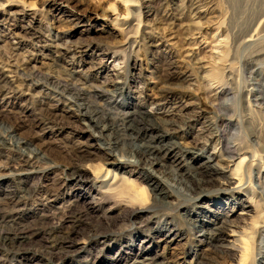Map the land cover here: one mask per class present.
<instances>
[{"label":"rangeland","instance_id":"374dc122","mask_svg":"<svg viewBox=\"0 0 264 264\" xmlns=\"http://www.w3.org/2000/svg\"><path fill=\"white\" fill-rule=\"evenodd\" d=\"M205 1L209 14L195 17L166 0H132V6L120 0H0V85L11 91L9 99L0 95V234L27 239L0 245V264H134L146 252L158 264H238L234 251L217 256L201 240L200 211L227 219L232 229L249 233L245 243L255 242V254L264 251V240L249 238L264 219V0ZM254 31L257 40L242 43ZM115 81L112 103L107 98ZM63 89L82 94L78 103L116 129L122 130L128 104L160 129L177 125V141L194 156L215 151L223 165L229 146L247 153L256 165L240 173L251 211L240 215L232 194L222 197L215 187L202 196L170 189L168 205L143 195L142 211L124 209L117 194L136 188L151 194L149 173L104 165L107 153ZM221 89L225 93L216 95ZM103 90H109L106 99L99 96ZM13 142L38 153L21 178L9 176ZM87 166L114 170L119 179L104 186L105 172L97 181L81 173ZM79 173L84 177L77 180ZM10 191L22 200L10 202ZM61 225L63 233L76 230L75 247H50L53 236L44 230ZM169 229L177 234L172 240ZM140 237L146 243L139 248Z\"/></svg>","mask_w":264,"mask_h":264},{"label":"bare ground","instance_id":"6f19581e","mask_svg":"<svg viewBox=\"0 0 264 264\" xmlns=\"http://www.w3.org/2000/svg\"><path fill=\"white\" fill-rule=\"evenodd\" d=\"M120 1L122 4H125L127 6L134 4L132 3V0H120ZM134 1L135 0H133V2ZM166 2L167 3L169 2L178 3V6L180 8L190 9L191 12H193V16L195 17H200L203 15L209 14V10L211 8L210 5H207L208 3L205 0H166ZM261 21L264 22V17L262 18ZM136 26L138 28V25ZM258 33L259 32L254 31L251 35H247V34L244 35V37L242 38V43L246 44L247 46L250 44H253L258 38ZM1 75H2V72L0 71V76ZM5 78H7V76H5L4 74V77H2L1 80ZM118 78H119L118 75H115V79L118 80ZM3 84H2L3 86L0 85L1 86L0 95H2L3 99H9V95L11 91L6 90L8 89L6 88V85H5L6 83H3ZM118 84H119V81L114 82V85H113L114 89L112 91L113 95L111 93V97L107 98L112 103H114L112 99L115 96L114 91L117 90L116 85ZM56 89L58 88L56 87ZM65 91L66 90L64 89L61 90L62 93L69 95L70 97V98L68 97L69 99H72L73 105H71V107H76V111L78 112L77 116H79V118L84 120L83 124L86 126L87 131L90 132V135L95 139V141L99 144V146H101L102 150H104L107 153L104 165H108L112 168H118L122 165L121 166L122 170L124 169L125 165L127 166L134 165L139 170H146V172L149 173V176H147L148 178L146 179L147 180L146 183H147L148 188H150L151 194L147 193V190L145 188H136V189H132L131 191L122 190L121 192L117 194L118 196L122 197L121 206H123L124 209L125 208L127 209L128 207H131V208L140 207L138 209L139 211H142L140 209L141 208L144 209L143 204H142L143 195H146L147 198L152 200V203L168 205V203L166 202V197H169L170 194L172 193L169 191L170 189L175 194L179 192L181 193L180 189L182 188L183 190L186 191V192L182 191V193H184L185 195L191 194L193 196L194 195L202 196V195H205V192H207V189L211 187H215L216 188L215 191H217L218 194L222 197H225L228 194H232L230 195L232 207L240 209L242 211L240 215H246L247 212L251 211V204H250L251 201L247 200L246 198H243L244 197L243 193H246V191L241 181L243 176H241V173H240L241 170L245 169L248 171V170H251L252 167L256 165V164L254 165L252 158L249 155H247V153H244L241 150H238L237 147L234 145H232L231 147L229 146V148L225 150L226 151L225 158L222 159V162H224L223 165L219 164L218 162L219 160H217L218 156L216 153H214L215 151L208 155L202 153L201 155L196 154V156H194L193 151H191L190 149L187 148V146L185 147L182 145V143H179L177 141V139L180 138L179 133H178L179 127L177 125H174L172 123L171 129L169 130L160 129L158 128L159 126L157 127V125L154 122H152V120L150 121L146 119L145 116H143L140 112H137L136 110L131 109L130 107H127L128 106L127 104L124 106L127 112L123 114L124 117L123 119H121L122 125H123L122 130L118 129V127L116 129L115 127L111 125V123L106 124L104 123L105 121L101 122L102 120L98 119V117L95 118V115H94L95 113L93 114L92 111H89L88 107H86L85 105L81 103H78L82 101V99H80L83 96L82 94L78 92L73 93L72 91H69V92L66 91L67 92L66 93ZM223 93H225V90L221 89V91L219 93H216V95L217 94L221 95ZM108 94H109V90H103L100 92L99 96L106 99L105 95H108ZM109 131H111V133L113 132L116 135V137L113 138L111 137V135L109 136V134H107L109 133ZM23 145L25 144L21 142H13L9 146L11 148H14L12 150L13 152H15V154L11 157L10 161L12 165L15 163L18 164L17 166L10 165L9 176L11 177L21 178L24 175L26 176L25 171H26V168H28L27 165H29L30 160L36 159L38 157V153L34 151L35 149L33 151L30 149L31 150V151L29 150L30 153H26L25 151L21 150ZM2 147L3 145H1V148ZM225 151L223 150V152ZM1 156L2 154L0 152V157ZM252 156H254V154ZM187 158L192 159L191 160L192 162L186 161ZM39 162H40V159H39ZM81 170H82L81 173H88L92 175V178L94 180H97V181H99L102 172L103 173L105 172V176L103 180L99 182L101 184H104V186H108V187L113 186L112 184H114L113 182H115V179L117 178L116 173L113 172L114 170L111 171L105 168L102 171V166H98V167L87 166V167L81 168ZM32 173H36V172L33 171ZM162 173L166 175V178L164 175L162 176ZM242 173H245V172L243 171ZM82 176L83 175L79 173L77 176L78 177L77 180L82 179ZM111 177L113 179L112 183L107 185L108 180ZM260 178L261 177L259 173L256 179L259 181ZM118 179L119 178H117V180ZM207 194H209V192H207ZM7 197L8 199H10V202H14L15 204L20 202V200H22L23 198V196L22 197L18 196L17 192L15 191H10L9 193H7ZM191 199L193 200V198ZM10 212L13 213L12 211ZM133 213L134 212H132V214ZM200 214L204 218V220H202L201 225H200L203 229L200 231L199 236H201V240L205 242V244H207L211 249H213L214 252L213 251L212 252L214 254H217V256L222 257L226 253L234 251V254L232 256H236V258H238V264H264V251H259L257 254H255L257 252L255 250V242L251 241L252 243L251 242L245 243L244 238H246L247 232L245 233L243 230L241 232H238L235 229H232L233 226L230 225V222L227 219H223V218L220 219L219 216L214 211H208V215L206 216L205 214L207 213H205V211H200ZM210 217L214 218L213 221L212 220L210 221L208 219ZM260 219L261 218H259V220ZM258 223H260L261 225L258 224L259 227L257 225L254 226V229L256 230L252 231L253 233L250 235L252 238L249 237L251 240H254L253 237L258 238L260 240H264V219L262 218V220ZM168 228L169 227H167V229ZM251 229L253 230V228ZM63 230L65 231V229L62 228V225L59 227L52 226L49 229L44 230V234H46L48 237L50 236L51 238V236H53V238L49 240L52 242V246L50 245L51 248L56 247V246H59V247L65 246L67 244L70 245L71 247L76 246V244L73 243V240L75 239L73 238V236L77 235L76 230L74 231V228L68 229V230L66 229L67 231L65 233H63ZM169 230L170 231H168V235L166 237L168 238L172 237L170 239L172 240L177 234L172 232L171 229ZM158 233L159 232L157 231L155 234H158ZM18 234L19 233L9 235L7 234V232L0 234V245L12 246L15 243L16 244L18 243L20 244L23 242L25 243L27 239L24 237H19ZM137 235L138 234H135L132 237V240H131L132 243H135V236ZM247 240H248V236H247ZM138 242H140L139 248L142 247L146 243L143 237H140ZM150 254L148 252L144 253L143 255H141V257L138 258V260H134L133 263L134 264H158L157 260L154 259L155 256L153 257Z\"/></svg>","mask_w":264,"mask_h":264}]
</instances>
